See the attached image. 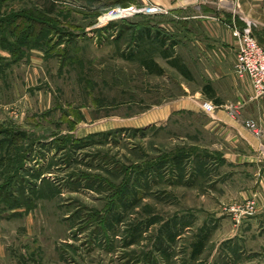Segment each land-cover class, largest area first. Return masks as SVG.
Listing matches in <instances>:
<instances>
[{"label": "rangeland", "instance_id": "1", "mask_svg": "<svg viewBox=\"0 0 264 264\" xmlns=\"http://www.w3.org/2000/svg\"><path fill=\"white\" fill-rule=\"evenodd\" d=\"M244 3L264 15V0ZM148 4L0 0V140L6 131L20 137L0 158L7 164L15 146L26 151L19 173L30 184L13 187L34 197L30 210L2 211L0 264H264V209L258 211L256 201L264 130L254 119L264 127V111L242 105L247 119L240 156L232 146L220 149L226 137L213 131L215 110H202L204 98L198 97L197 113L173 111L205 82V67L189 52L202 39L189 38V24L164 11L104 19L111 10ZM192 30L198 37L205 27ZM222 85L219 98L227 96ZM157 106L171 114L146 123L155 115L141 113ZM104 126L128 130L79 149L49 146L56 137L80 139ZM39 153L47 161H38L44 171L35 181ZM62 159H72L71 167ZM115 166L123 172L114 184L142 198L125 213L109 205L114 192L70 183L72 170L109 178ZM115 212H122L119 222L103 225Z\"/></svg>", "mask_w": 264, "mask_h": 264}, {"label": "crops", "instance_id": "2", "mask_svg": "<svg viewBox=\"0 0 264 264\" xmlns=\"http://www.w3.org/2000/svg\"><path fill=\"white\" fill-rule=\"evenodd\" d=\"M136 1L138 3L152 4L162 9L165 13L173 14L175 22H178L180 25L189 24L191 29L188 33L189 38L202 39L201 41H194L189 52L192 56L195 55L194 60L196 64L205 67V82L202 86L192 91L191 96L184 97L186 99L188 98L187 101H178L173 111L197 113L198 109L196 104L199 101L198 97H202L205 99V102L213 104L215 106V112L211 117V123L215 126L212 129L218 135L226 137V143H223L220 149L228 152L230 146H232L236 148L238 156H240L239 150L245 149L246 132L243 123L247 119L244 111H241L242 105L257 106L261 111H264V98L250 101L249 97L252 94L250 81L246 79L239 80L233 74L235 41L231 33V27L241 26L242 19L253 22L256 25L253 28V35L264 48V15L258 13L253 6L245 4L244 0H236L234 2L219 0L216 4L211 3L210 5L206 4L208 0ZM213 5L215 6L213 7ZM203 16L215 19L205 18ZM199 26L200 28L204 26L205 31L201 32V36L197 37L192 34V29L199 28ZM175 33L179 38L182 37L181 28L180 30H176ZM183 36H185V33ZM191 76H193L192 71ZM222 84H224L227 90V96L225 98H219L218 95V89L223 86ZM141 114L155 115L153 118L148 116L147 120H145L149 124L150 122L163 120L168 114H171V111L166 106H157ZM254 119L263 133L264 127L261 120ZM116 128L104 126V128L94 133L105 132ZM262 182H264V176H261L260 179L261 192L256 196L258 211L264 209V183L262 184Z\"/></svg>", "mask_w": 264, "mask_h": 264}, {"label": "trees", "instance_id": "3", "mask_svg": "<svg viewBox=\"0 0 264 264\" xmlns=\"http://www.w3.org/2000/svg\"><path fill=\"white\" fill-rule=\"evenodd\" d=\"M145 32L144 34H142V37L144 35H147V31H143ZM128 130L126 128H120V129H114V130H109V131H105V132H100V133H93L90 134L86 137L80 138V139H74L71 136H64V137H56L54 140H52L51 142H49V146H53L55 147L56 151H61V150H65V148H61V145H69L72 146V148L74 149H79L80 144L85 142V141H89L90 143L93 142V139L95 138H107V136H111L112 134H117L119 132ZM137 130V129H134ZM11 132V131H9ZM5 135L7 136V138H3L2 140H0V150L3 149L4 146H6L7 150H11V148L13 147V145H16L18 139H20V137H18L17 135H8V131L5 132ZM61 144V145H59ZM42 145V144H41ZM65 147V146H64ZM14 151L16 152L15 156L13 157H8L7 160V164H5V157H1L0 158V206H1V210H0V217H1V213L2 211H7V210H18V209H24L26 210H30L33 207V196H32V191L31 192H26L25 194L22 193L23 191H18V188H14L15 186L19 187V189L23 188L21 187V185H25V184H30L29 182L25 181L26 179V175H21V173H19L21 171V169L23 168V164L25 163V160H27V158H25L26 155V151L24 152L23 150H21V147L19 146H15L14 147ZM39 156V157H38ZM37 156V162H35L36 166H37V170L36 175L35 173L32 175V179H34L35 181L40 179V175H42V170H43V166L40 167L39 163H42L44 160L47 161L45 159V156H43V154L39 153V155ZM72 158V157H71ZM39 161V163H38ZM63 162H66L67 160L62 159ZM66 165L70 166V163L72 162V159H68V161L66 162ZM5 164V165H4ZM76 164V163H74ZM50 166V165H49ZM48 166V167H49ZM11 167V169H10ZM48 167H46V169H49ZM71 167V166H70ZM9 168V169H7ZM44 171V170H43ZM73 173L69 174V177L71 179V184L75 187V189H80V188H85V189H90L92 191H95L96 193H100V194H105L107 191H111L114 192L113 194H111L109 196L108 201H114L111 204H109L110 206H113V208L115 209H120L123 213L134 209L141 201V197H138L136 194L133 193H128L127 192V188L125 186L124 189L121 188V186H116L114 183L115 181V174L118 173H122L123 172V168L122 167H117L115 166L114 168H112L111 170H109L110 172H106V174H108L109 178H102L100 175H95V174H91V172H81L78 171V173L74 170H72ZM41 172V173H40ZM24 173V172H23ZM26 174V173H25ZM38 174V175H37ZM112 178V179H110ZM136 181V180H135ZM17 183V184H16ZM36 183V182H35ZM48 181L45 179H41L40 180V184L41 186H44L45 184L47 185ZM36 185V184H35ZM137 185V183H136ZM135 185V186H136ZM14 186V187H13ZM31 186V185H30ZM11 187L14 188L11 189ZM40 187L39 185L36 186L35 188ZM118 188L120 191H124L120 192V193H115V191H119L117 190ZM115 190V191H114ZM105 198L107 200V196L105 195ZM120 212V211H119ZM119 212H115L117 214H113L111 217V221L110 223H107L106 221L103 223L107 224L108 227L111 228V225L114 226L115 224H117L119 222V216L122 214ZM150 224H152V222H150ZM175 237V235L173 233H168L167 234V240L168 241H172L173 238ZM151 264H155V262L152 260ZM148 264V263H147Z\"/></svg>", "mask_w": 264, "mask_h": 264}, {"label": "built area", "instance_id": "4", "mask_svg": "<svg viewBox=\"0 0 264 264\" xmlns=\"http://www.w3.org/2000/svg\"><path fill=\"white\" fill-rule=\"evenodd\" d=\"M163 11L152 4L142 7L131 6L127 9L111 10L104 17L106 20H114L124 15H135L140 13H151ZM243 26L231 27V33L235 41V62L233 72L238 78H248L252 88L250 101H255L264 96V48L259 44L253 35V28L256 26L253 22L241 20ZM205 113H212L215 106L209 102H203L201 105ZM246 127L258 135V130L254 123L247 122Z\"/></svg>", "mask_w": 264, "mask_h": 264}]
</instances>
